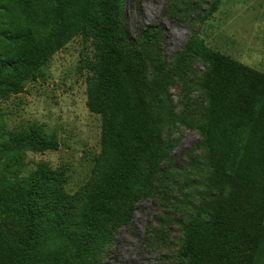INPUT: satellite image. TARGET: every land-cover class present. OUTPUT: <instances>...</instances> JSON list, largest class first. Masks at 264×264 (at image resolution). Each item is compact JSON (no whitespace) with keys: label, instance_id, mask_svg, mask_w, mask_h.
<instances>
[{"label":"rangeland","instance_id":"obj_1","mask_svg":"<svg viewBox=\"0 0 264 264\" xmlns=\"http://www.w3.org/2000/svg\"><path fill=\"white\" fill-rule=\"evenodd\" d=\"M71 1L81 10H91V18L99 16V0ZM1 2L11 9L10 13L0 8V30H4L5 21L18 13L19 5ZM29 3L32 7V0ZM117 3L123 15L122 30L128 36L135 38L148 26L154 29L150 41L136 45L141 55L137 65L140 70L144 65V73L121 75L109 95L102 93L99 77L104 49L95 21L88 19L81 31L34 69L35 78L31 74L20 85V92L0 99V167L7 160L20 180L43 162L57 179L50 183V191L61 194L46 212L70 213L61 226L46 219L34 252L23 264H91L94 260L177 264L182 242L178 220L199 203L209 174L211 146L222 150L225 145L220 132L207 136L200 127L207 121L203 111L209 102L203 81L209 62L191 49L202 44L203 38L211 47L228 50L237 59L239 53L248 65L264 71V0ZM124 44L129 55L132 48ZM5 49L15 53L12 43L0 39L3 57ZM36 126L51 135L57 146L6 148L9 130ZM139 128L147 130L156 148L165 152L162 171L156 173L163 183L157 186L162 188L133 199L128 191L137 190L139 184L125 180L123 200L108 202L112 214L97 216L96 221L90 213L89 196L107 170L113 169L118 141H125L126 153L130 160L137 158L138 169L146 168V146L137 142L134 133ZM180 199L185 203L180 204ZM125 202L133 210L127 222L121 223L117 215Z\"/></svg>","mask_w":264,"mask_h":264},{"label":"trees","instance_id":"obj_2","mask_svg":"<svg viewBox=\"0 0 264 264\" xmlns=\"http://www.w3.org/2000/svg\"><path fill=\"white\" fill-rule=\"evenodd\" d=\"M8 3H16L19 10L5 21L6 28L0 30V39L15 47L14 54L5 49L6 57L0 52V99L11 92H20V85L34 69L81 31L88 19L95 21L94 28L104 49L99 77L102 93L109 95L121 75L134 77L144 73V65L143 70L137 65L141 55L136 45L150 41L154 29L148 26L137 37L128 36L122 30L123 15L117 0H99V16L94 19L91 10H81L71 0H32V7L29 0H8ZM0 8L11 13L7 3L1 2ZM217 9L218 5L212 14ZM124 42L132 48L129 55L124 51ZM191 52L209 62L203 81L209 102L203 111L207 121H202L200 127L207 136L220 132L219 136H225L222 140L225 145L222 150L211 146L209 174L203 184L205 189L199 192V203L193 205L192 213H183L185 216L178 220L182 242L177 250V264H264V72L211 47L203 38L202 44L192 47ZM39 128L9 130L6 148L45 150L57 146V141ZM134 133L137 142L146 146V168L138 169L137 158L130 160L125 141L119 140L113 169L107 170L89 196L90 215L96 221L97 216L112 214L108 202L117 204L123 200L121 187L126 186L125 180L139 184L137 190L128 191L133 199L162 188L157 186V182L160 186L163 183L156 173L162 171L165 152L156 148L154 137L147 130L139 128ZM2 163L0 264H23L34 252L46 219L61 226L70 213L46 212L50 204L61 199V194L50 191V183L57 179L43 162L20 180L7 160ZM179 203L185 202L180 199ZM132 210L125 202L117 219L126 223ZM88 234L91 238V232ZM91 264L103 263L94 260Z\"/></svg>","mask_w":264,"mask_h":264},{"label":"crops","instance_id":"obj_3","mask_svg":"<svg viewBox=\"0 0 264 264\" xmlns=\"http://www.w3.org/2000/svg\"><path fill=\"white\" fill-rule=\"evenodd\" d=\"M220 50V49H219ZM220 51H222V50H220ZM222 52H224V51H222ZM227 52V53H226ZM226 52H224V53H226V54H228V55H230L231 57H233L231 54H229L228 52V50L226 51ZM238 52V51H237ZM236 56H238V60H240L241 62H243L244 64H246V65H248L245 61H244V59H243V57H242V55H239V53L236 55ZM233 58H235V57H233ZM235 59H237V58H235ZM248 66H250V65H248ZM250 67H253V66H250ZM253 68H255V67H253ZM255 69H258V68H255ZM258 70H260V69H258ZM260 71H262V72H264L263 70H260Z\"/></svg>","mask_w":264,"mask_h":264}]
</instances>
